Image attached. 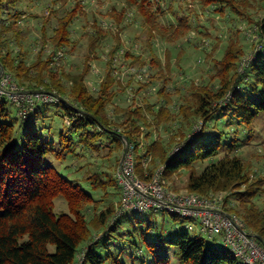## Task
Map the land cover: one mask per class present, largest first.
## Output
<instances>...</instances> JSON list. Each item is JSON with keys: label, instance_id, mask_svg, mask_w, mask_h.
<instances>
[{"label": "trees", "instance_id": "16d2710c", "mask_svg": "<svg viewBox=\"0 0 264 264\" xmlns=\"http://www.w3.org/2000/svg\"><path fill=\"white\" fill-rule=\"evenodd\" d=\"M35 1L46 0H0L4 73L21 91L55 96L52 102L36 100L22 114L9 92L0 90V264H125L119 250L128 252L130 243L156 259L151 264H172L173 256L180 264H246L226 245L183 231L165 238L152 218L133 221L127 216L130 211L153 215L156 210L121 211L123 192L116 172L127 137L141 179L151 180L163 167L169 188L186 171L187 192L222 194L227 213L239 216L251 235L264 240V172L252 169L243 148L255 140L257 123L264 120V16L252 14V0H192L233 22L247 19L256 25L259 38L252 60L243 65L247 49L239 29L233 30L222 56L211 59L209 80L182 85L171 84V64L162 62L151 42L149 57L137 55L132 50L136 39L130 34L128 48L123 32L129 25L138 26L139 17L152 38L160 33L170 43L193 42L195 30L211 35L201 29L198 12L173 1L163 6V0H124L122 9L112 6L107 12L113 20L109 25L92 22L83 68L71 73L61 63L73 54L74 25L87 14L88 4L78 0L60 10L58 0H51L40 28L42 46L51 43L53 50L47 58L41 51L30 61L22 28L30 17L41 18L32 11ZM110 37L115 43L106 53L103 79L92 91L87 76ZM217 44L213 52L219 51ZM124 62L128 67L139 64L144 79L129 74L126 82L120 69ZM129 89H134L130 103L120 104ZM49 104L57 106L63 127L41 123L48 117L42 107ZM59 199L67 210H57ZM133 234L141 235L144 244Z\"/></svg>", "mask_w": 264, "mask_h": 264}, {"label": "rangeland", "instance_id": "374dc122", "mask_svg": "<svg viewBox=\"0 0 264 264\" xmlns=\"http://www.w3.org/2000/svg\"><path fill=\"white\" fill-rule=\"evenodd\" d=\"M51 0L40 1L36 2L33 5L32 11L34 13H39L41 18H29L23 25L24 29V46H26L30 51V61H35L38 57V53L42 51V55L44 58L49 56V53L53 50V45L48 43L44 48L43 41H42V20L43 16H48L50 13L47 7L48 3L51 4ZM78 0H58L56 6L58 9L64 10V8L72 7L77 3ZM87 2L86 12L87 13L83 17H79L75 22V35L74 39L77 40V44L74 48L73 54H69L64 56V60L61 63L63 67L68 72L77 73L81 71L83 68L84 61L86 60L89 47H88V32L92 31V22L95 19H98L100 22H104L105 24L109 25L110 19L109 14L107 12L110 11L112 6L117 8H121L125 5L124 0H84ZM169 1H173L174 3L179 4L181 3L183 6L188 7V10L194 12H198L199 14V21L201 24V29L205 32H210L211 34L209 37L205 36L204 34L200 33L199 30H195L192 32V39L184 42H175L170 43L168 42L161 34L155 35L156 38H152L149 36L148 31H146L145 27L142 23V18H137L136 24L138 26H128L126 30L123 32V37L129 40L126 43L128 48H131L130 43V34H132V38L136 39V45L133 47V52L137 55L143 54L144 57H149L150 55V44L152 43L156 53L162 59V62L165 64L169 62L171 64V84L173 85H182L186 84L189 81H199L202 80H209V70L213 65L212 58H220L222 56V51L227 44L228 38L230 36V32L233 30L239 29V33L241 35L242 43L245 45L247 49V58L244 60L243 65H247L251 60L252 52L256 50L258 46V38L259 35L256 32V25L251 23L247 19H239L233 22L229 17L223 16L219 13H215L211 10H202L200 9L195 2L192 0H163V6H167ZM162 2V0H161ZM253 6H251L252 14L255 15L257 18L264 16V0H252ZM173 9L178 10V7H174ZM198 11H196V10ZM169 11V10H168ZM63 12L59 14L62 15ZM165 24H168L167 18L164 16L162 17ZM230 19V20H229ZM53 24H57L56 18L53 17L52 20ZM113 32L115 28L112 29ZM219 38L217 39V37ZM184 40V39H183ZM151 42V43H150ZM115 40L114 38L110 37L106 43H104L99 50L101 58L95 59L93 61V70H91L89 76H87V82L89 84V88L92 91H96L98 89L106 68V53L110 50L111 46L114 45ZM218 43V44H217ZM14 45L15 42L13 43ZM218 45L219 51L213 52L214 46ZM213 52V53H212ZM210 54V55H209ZM59 60V59H58ZM139 64H136L132 67H128L126 63H121V71L123 73L124 80L127 82L129 78V74H137L138 78L144 79L143 75H140L138 72ZM136 86L137 83L135 84ZM154 92V91H153ZM134 94V89H129L128 92L121 95V99L118 101L120 104L126 105L130 103L129 100ZM143 94L141 97H143ZM129 96V97H128ZM155 96V95H154ZM155 99V98H153ZM48 111V117L41 122L45 125H50V123L56 125V127L61 128L64 126L61 117L57 111V106L55 104L44 105L42 107ZM55 127V126H54ZM257 133L255 140L246 145L244 148V156L247 161H250L252 164V169L258 172H264V120H260L257 123ZM54 132V129H53ZM123 157V155H122ZM69 162H71L69 160ZM101 162V161H99ZM206 163L203 166H199L198 171L200 172ZM190 173L183 171L177 178V185L169 183L168 189L172 190L177 188V192L188 194L189 192L186 191L185 186L187 184L188 175ZM175 187V188H174ZM176 191V190H174ZM57 210H67L65 207V203L62 199L57 200L56 202ZM150 212L136 214L132 211L127 213V216L135 221L138 218H152L154 222L158 224V229L164 233L165 238H169V236L176 238L179 233L189 232L191 235H198L204 238L207 243H212L217 246H224V242L222 241L221 236H216L215 238L210 237L207 233L201 231V225L199 222L192 218H187L180 216L175 218L172 213L169 211L164 210H156L153 215L149 214ZM188 225H192L193 228H188ZM170 233V234H169ZM157 235V234H156ZM155 234H147L149 238H156ZM136 237V242H144L141 240V235L133 234ZM130 235V238L133 237ZM115 242V241H114ZM102 241L100 245H102ZM114 244V243H112ZM115 247L112 248L116 253L118 249ZM105 250L103 251V254ZM108 253V251H107ZM105 253V255L107 254ZM119 256H121V260L125 262V264H151V262H155L156 259L147 255L145 256L144 253L138 250V246L130 243V248L128 252L122 253L119 250ZM76 259H79L76 257ZM172 264H180V262L173 256ZM77 264V263H76ZM104 264H114L111 260L106 261Z\"/></svg>", "mask_w": 264, "mask_h": 264}, {"label": "built area", "instance_id": "2783aa9c", "mask_svg": "<svg viewBox=\"0 0 264 264\" xmlns=\"http://www.w3.org/2000/svg\"><path fill=\"white\" fill-rule=\"evenodd\" d=\"M2 70L4 69L0 65V73ZM13 79L11 75L3 72L0 83L8 89L11 99L21 106L22 114H25L28 107L38 99L51 102L55 100V96L49 93H18L21 90ZM177 150L179 149L176 148L174 151ZM132 152L133 147L130 146L116 172V179L123 192L121 211L166 210L192 218L199 222L201 231L210 237L221 236L224 244L246 264H264V245L247 231L239 216L227 213L222 194L206 197L195 193L183 194L169 190L163 177V167L154 173L151 180L145 181L136 173L135 156ZM188 228L193 227L189 225Z\"/></svg>", "mask_w": 264, "mask_h": 264}, {"label": "water", "instance_id": "95a60500", "mask_svg": "<svg viewBox=\"0 0 264 264\" xmlns=\"http://www.w3.org/2000/svg\"><path fill=\"white\" fill-rule=\"evenodd\" d=\"M3 72H4V70H2V72L0 73V80H1V77H2V75H3ZM0 90H2L3 92H9L6 88H4L2 85H1V83H0ZM37 92H40V91H20V92H18V93H23V94H33V93H37ZM128 138L127 137H125V142H126V145H125V150H124V154H123V157H122V159H124L125 158V156L127 155V152L129 151V148H130V144H129V140H127ZM255 237H257V236H255ZM257 238H259V239H261L262 241H263V244H264V240L261 238V237H257Z\"/></svg>", "mask_w": 264, "mask_h": 264}, {"label": "bare ground", "instance_id": "6f19581e", "mask_svg": "<svg viewBox=\"0 0 264 264\" xmlns=\"http://www.w3.org/2000/svg\"><path fill=\"white\" fill-rule=\"evenodd\" d=\"M5 93V92H4Z\"/></svg>", "mask_w": 264, "mask_h": 264}]
</instances>
